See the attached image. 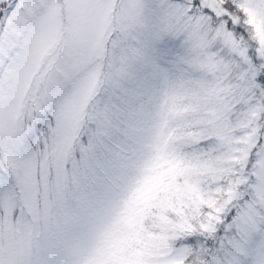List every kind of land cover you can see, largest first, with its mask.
Returning a JSON list of instances; mask_svg holds the SVG:
<instances>
[{
  "label": "snow or ice",
  "instance_id": "6c2138e0",
  "mask_svg": "<svg viewBox=\"0 0 264 264\" xmlns=\"http://www.w3.org/2000/svg\"><path fill=\"white\" fill-rule=\"evenodd\" d=\"M0 264H264V0H0Z\"/></svg>",
  "mask_w": 264,
  "mask_h": 264
}]
</instances>
